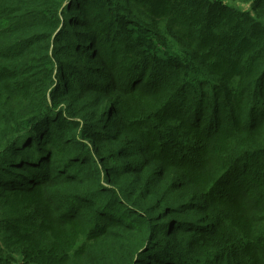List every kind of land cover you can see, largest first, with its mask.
Segmentation results:
<instances>
[{
  "label": "trees",
  "instance_id": "trees-1",
  "mask_svg": "<svg viewBox=\"0 0 264 264\" xmlns=\"http://www.w3.org/2000/svg\"><path fill=\"white\" fill-rule=\"evenodd\" d=\"M0 264H264V0H0Z\"/></svg>",
  "mask_w": 264,
  "mask_h": 264
}]
</instances>
